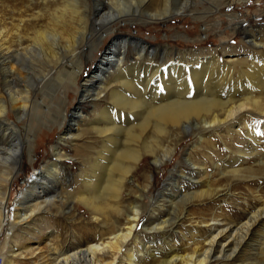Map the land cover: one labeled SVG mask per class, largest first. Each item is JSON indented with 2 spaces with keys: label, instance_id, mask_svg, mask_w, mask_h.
<instances>
[{
  "label": "bare ground",
  "instance_id": "bare-ground-1",
  "mask_svg": "<svg viewBox=\"0 0 264 264\" xmlns=\"http://www.w3.org/2000/svg\"><path fill=\"white\" fill-rule=\"evenodd\" d=\"M95 1L101 2L100 0ZM160 1H162V8H158L160 10L142 14H139V10L136 8L138 5L134 0H129L126 4L118 1L116 2L118 4L115 3L112 7L108 5L105 12L99 8L92 17L89 24L90 29H88V19L85 15L82 16V8L78 4V0H63V3L56 5L53 10L47 11L48 21L43 27L37 26L31 29L32 34L30 37L27 36L28 44L26 46H23L22 38L20 36L14 37L13 34L15 33L10 32V29H4L0 32V87L3 88V94H6L9 99V106L19 121L25 116L26 109L33 104L29 99L31 94L34 96V94L43 92L49 98L47 100L44 98L35 100L39 107L36 110L39 119L49 113L50 108L45 102L57 97L61 103L67 101L69 98L67 93V95L65 93L58 95L60 85L70 81L75 87L77 80L82 75L80 50L78 51L76 45L92 37V40L89 41L92 49L94 45L101 44L106 38L114 34L90 76L82 80L81 91L77 97V109L69 116L61 112V120L67 119L68 122H71L70 124L67 123L66 126L68 132L64 131L54 146L57 158L59 160L65 159L66 155L61 152L60 146L75 136L68 134L72 131L68 125L77 132L76 134H80L82 129L80 123L84 119L80 110L81 105L100 99L104 94L103 89L105 90L107 77L110 76V73H114V77L110 81L111 84L116 85L109 93L111 106L104 107L97 117H94V122L92 121V127L102 139L100 142L102 144L98 143L100 146L97 145L96 152L89 164L87 163L88 167L82 176L83 187L76 197L77 201L93 212L92 220L95 223L101 222L99 217L102 218L103 223L107 222L110 211L120 212L118 206L122 191L126 183L131 182L132 171L145 155L150 156V161L155 170L165 166L171 161L182 136L186 135L187 131L192 135L193 130L199 129L200 125L197 123L199 120L203 123L204 129H218L216 127L222 125L227 134H232L235 132L233 126L236 124L239 127L237 131H239L241 126L246 123L242 122L241 118L236 119L234 116L252 103L253 93L254 95L264 94V90L259 89L260 84H258L257 78L259 72L255 70L253 65L236 69L233 60L221 65L216 58L206 59L203 62H200L199 58H195L194 63L190 65L175 63V65L166 66L167 69L161 75L156 69L152 70L151 73L149 71L150 76L143 82L149 86L150 82L154 81L153 89L149 92L151 100L142 98L133 83L128 81L131 70L133 69L138 73L140 65L138 63L136 66L133 64L131 67L125 68L124 61L129 45L135 51V59L138 58V60L146 50L153 51L154 48L132 37L118 34L117 29L127 21L125 20L127 18H131L134 23L139 22L136 20H142L144 24L146 21L148 24V22H169L179 17L193 16L188 12L190 0H174L175 4H171L172 0ZM236 1L245 3L247 0ZM138 4L140 3L138 2ZM39 14L37 13L35 16L37 19ZM17 28L18 26H16ZM89 43H87L88 46ZM19 81L24 83L23 92L21 89L20 91L16 89L18 85L15 86V83H19ZM53 83H57V86ZM135 83L138 82L135 81ZM140 84L142 86V83ZM5 99L0 94V120L4 123L0 127L10 126L14 133L17 132L18 134L20 131L18 125L7 118L9 110ZM255 105L258 106L259 104L255 103ZM222 115L225 117L224 119ZM221 117L223 120H220ZM191 120L195 121L192 126V123L189 124ZM46 123L48 122L43 120L42 124ZM183 123L186 126L179 129ZM170 128L175 130L172 134L173 137L168 136L167 146L164 145L165 147L161 148L164 150L156 155L154 149L158 147L160 137ZM149 129L151 131H148ZM14 133L6 130L0 132V141L4 140L9 145L8 147H0V178L5 181L6 188L4 193H0V235L4 227H9L8 231L6 230V240L3 245L4 248L7 247L9 256L2 260L3 264H14V258L32 255L34 245L29 239L24 240L26 235L20 236L14 232L19 227H21L20 231L23 232L22 227L27 226L29 221L33 220L37 213L43 212L45 206L49 205L48 202L53 200V198L45 197V191L54 188L52 184L58 180L59 166H61L60 162L52 164L51 177L47 174L43 176L41 171L32 175L27 181L29 184L18 194L17 204L13 207V209L19 208L18 211L12 210L13 214L11 213L10 219L5 217L7 213L6 203L7 200L9 201L7 193L13 185L15 176L23 171L21 169L22 160L25 157L23 147L26 145L28 148L27 154L31 164L34 163L32 156H34L37 147V136L23 142L22 138ZM145 134L147 135L145 136ZM147 137H149L150 143L145 142ZM252 140L255 139L252 138ZM142 150L145 155L141 154ZM238 153L242 156L245 152L238 150ZM239 158V162L244 161V158L240 156ZM225 163L221 166L214 165L218 170L229 169ZM231 173L240 174L241 170L234 169ZM41 176H43L42 185L44 188L34 184ZM50 179H52V184H50ZM205 183L207 189L195 191L194 194H191L192 197L201 198L217 195L214 193L216 189L210 188L213 182ZM171 186H164L165 188L159 193V196L165 198L164 195L167 194L171 207H174L173 201L175 199L172 195ZM255 195L257 199L261 198L257 191ZM223 196L229 199L234 195L228 191ZM2 215H4L3 218ZM140 215L139 207L136 205L132 207L131 204L130 213L125 214V221L123 219V226H120L118 222L112 223V231L106 234L109 237L107 239H103L97 227H93L97 229V232H93V240L88 242L82 250H73L70 253H63L62 251L61 253L57 251L58 249L51 247L52 243L47 244L48 255L43 258V264H123L119 259L122 252H125L124 257L127 258L129 264L142 263L150 251L146 246L144 247V244H142L143 247L140 251L134 250L133 240H137L140 235L136 232L140 224ZM210 221L211 223L202 224L204 228L200 227V233H202V229L206 232L202 239L204 240L203 246L200 249H194L190 255H183L184 252L179 246H169L166 250L167 253L165 252L167 256L165 260L163 259L162 264H226L234 258L238 251L253 248V245H250L253 242L259 248L260 260H262L258 264H264V227L261 228L264 222V206L256 212L246 214L245 221L235 227L224 226L221 228V224L214 218ZM170 223L171 219L169 218L162 221L158 218L154 227L150 228L144 224L143 228L145 232L161 233L168 228ZM176 223L177 221H174V225ZM258 227L260 230H256ZM21 240H23L22 243H20ZM138 253H141L142 257H139Z\"/></svg>",
  "mask_w": 264,
  "mask_h": 264
},
{
  "label": "rangeland",
  "instance_id": "rangeland-1",
  "mask_svg": "<svg viewBox=\"0 0 264 264\" xmlns=\"http://www.w3.org/2000/svg\"><path fill=\"white\" fill-rule=\"evenodd\" d=\"M100 1V3H97L95 0H78V4L82 8V16L85 15L88 19V29H90L89 24L96 10L101 8L105 12L108 5L112 7L118 1L126 4L129 0ZM134 1L138 5L136 8H138L139 14L155 12L162 8V1L160 0ZM61 3H63V0H0V32L4 29H10V32L15 33L13 34L14 37L20 36L23 46H26L28 44L27 38L32 34L31 29L37 26L43 27L48 21L47 11L53 10L56 5ZM46 4L48 5L46 6ZM171 4H175L174 0L171 1ZM188 12L193 16L179 17L161 23L148 22L147 24L146 21L144 24L142 20L136 19L139 22L134 23L131 18H127L125 19L127 21L118 27V34L132 37L154 48L153 51L146 50L138 60V58L135 59V51L130 45L128 46L124 66L126 68L131 67L133 64L136 66L139 63V72L137 73L132 69L128 76V81L133 83L138 93L140 92L139 95L146 100H151L149 92L153 89L154 81L152 80L148 86L143 80L150 76L152 70L156 69L158 74L161 75L170 65H175V63L190 65L194 63L195 58H199L200 62L216 58L221 65L233 60L236 69L253 65L255 70L259 72L257 74L258 84H260L259 89L264 90V0H247L245 3L236 0H190ZM37 13H40L38 19L35 17ZM15 25L18 26L17 29ZM112 36L114 34L106 38L101 44L94 45L92 49L91 42L89 43L92 37L76 45L78 51L80 50L82 75L77 80L75 87L72 86L70 81L63 82L60 85L58 95L67 93L69 97L67 101L61 103L56 96L57 98L49 100L50 102H45L50 108L49 113L45 114L46 117L42 116L39 119L36 115V110L39 107L35 100L37 98L49 99L43 92L34 94V96L31 94L29 99L33 104L26 109L25 116L19 121L9 106V99L6 94H3V88L0 87V94L3 98H6L9 110L7 118L14 121L20 130L17 134L10 126L5 125L3 128L0 127V132L4 130L7 132L12 131L16 136H20L23 142L37 136V147L34 156H32L33 164L29 162L27 146L24 145L23 147L25 154L22 160L23 166L21 167L23 171L15 176L13 185L7 193L9 201L7 200L6 203L7 215L5 214V217L7 216L10 219L13 214L12 210L19 209H13V207L17 204L19 192L29 184L27 181L32 175L41 171L43 176L47 174L51 177L52 164L60 162L61 165L59 166L58 180L53 184L51 183L52 179L49 180L54 188L45 191V197L53 198V200L48 202L49 205L46 204L45 210L39 212V214L37 213L27 226L22 227L23 232L20 231L21 227L16 228L14 232V234L17 233L20 236L22 234L26 235L24 240L29 239L34 245L31 256L22 255L14 258V264H43V258L48 255L47 244L51 243V247L58 249L57 251L61 253L62 251L63 253H70L73 250H82L88 242L93 240V232H97V229L103 239L109 238L106 234L112 231V223L118 222L120 226H123L125 214L130 213L131 204L132 207L138 206L141 213L140 224L136 231L140 235L137 240H133L134 250L140 251L143 247L142 244H144V247L146 246L150 251L140 264H162L167 256L166 250L169 246H179L184 252L183 255H190L194 249H200L204 243L202 239L206 234L204 229L200 233V227L204 226L202 224L211 223L212 218L221 224V228L224 226L235 227L245 221L246 214L256 212L264 206V94L254 95L251 90L253 93L252 103L234 116L236 119L241 118L242 122L246 123L241 126L239 131H237L239 127L236 124L233 126L235 132L232 134H227L222 125L216 127L218 129H204L203 123L199 120L197 121L200 125L199 129L193 130L192 135L187 131V134L182 136V140L176 147L171 161L158 170H155L152 166L150 156L145 155L142 150L141 154L145 156L132 171L131 182L126 183L127 187L125 186L122 191L118 206L120 212L110 211L107 216L108 221L104 222L105 224L102 222L101 217H99L101 222L95 223L92 220L93 212L77 201L76 197H78L77 193L83 187V172L96 152L97 145L102 144L100 143L102 139L94 131L92 123L104 107L111 106L109 93L116 85L111 84L110 81L114 77V73H110V76L107 77L105 90L103 89V98L81 105L80 110L84 115V119L80 123L82 128L80 134H76L77 132L68 125V128L72 130L68 134L75 136L60 146L61 152L66 155L65 159L59 160L57 158L54 146L62 137L60 135L67 131V123L70 124L71 122H68L67 119L61 120V112L69 116L77 109V97L81 91L82 80L90 76ZM87 43L90 45L88 46ZM85 55L87 56L85 57ZM135 81L138 83L136 84ZM16 83L15 86L18 85L16 89L19 91L21 89L23 92L24 83L22 81ZM140 83H142V86ZM54 84L57 86V83ZM255 103L259 105L257 106ZM222 117L225 118L223 115ZM222 117L220 120H223ZM43 120L48 122L47 125L42 124ZM192 120L189 122V124L192 123L191 126L195 124V121ZM0 123H2L0 126L4 125L1 120ZM184 126L186 125L183 123L179 129ZM148 131H151V129ZM174 132V128H170L160 137L158 147L154 149L156 155L164 150L161 148L167 146L168 138ZM148 140L149 137L145 142L150 143L151 141ZM2 142L0 141V147L9 146L6 141L3 140ZM238 150H243L245 153L241 156ZM239 156L244 158V161L239 162ZM224 163L229 169H225L226 171L216 169L215 165L221 166ZM229 165L231 166L229 167ZM234 169H240L241 173H231ZM43 176L34 182L36 186L44 188V185H42ZM209 181L213 182L210 188L216 189L214 193L217 195L201 198L192 197L191 194H194L195 191L207 189L205 182L208 183ZM166 185H172L171 191L175 199H173L174 207H171L167 194L164 195L165 198L159 196ZM5 189V181L0 178V191H2L0 193H4ZM226 191L234 196L229 199L226 198L223 196L227 193ZM256 191L260 195V199L256 198ZM3 217L4 215H2ZM158 218L161 221L167 218L171 219V226L169 225L170 227L168 226L164 230L165 232L161 233L145 232L143 225L152 228L158 222ZM174 221H177L175 225ZM93 227H97V229ZM263 227L264 222L261 225V228ZM8 229L9 227H4L0 235V264H3L2 260L9 256L7 247H3ZM258 229L260 230V227L256 230ZM22 242L23 240L20 243ZM250 245H253L254 250L253 248H246L247 250L238 251L234 258L226 264L252 262L258 264L261 262L259 248H257L255 242L250 243ZM121 254L119 257L121 263L129 264L127 258L124 257L125 252ZM140 254L138 253V256L142 257ZM153 254L155 255L153 256Z\"/></svg>",
  "mask_w": 264,
  "mask_h": 264
}]
</instances>
